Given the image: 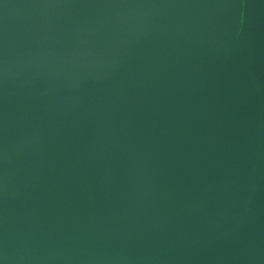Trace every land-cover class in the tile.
Returning <instances> with one entry per match:
<instances>
[{"label": "water", "instance_id": "obj_1", "mask_svg": "<svg viewBox=\"0 0 264 264\" xmlns=\"http://www.w3.org/2000/svg\"><path fill=\"white\" fill-rule=\"evenodd\" d=\"M0 264H264V0H0Z\"/></svg>", "mask_w": 264, "mask_h": 264}]
</instances>
